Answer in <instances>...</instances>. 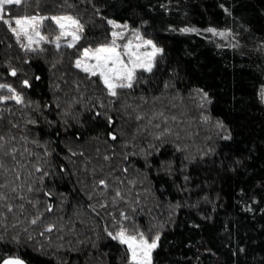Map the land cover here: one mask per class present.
Returning a JSON list of instances; mask_svg holds the SVG:
<instances>
[{"label":"trees","instance_id":"trees-1","mask_svg":"<svg viewBox=\"0 0 264 264\" xmlns=\"http://www.w3.org/2000/svg\"><path fill=\"white\" fill-rule=\"evenodd\" d=\"M37 12L70 14L84 32L74 48L25 52L0 21V83L27 105L0 104L5 151L17 149L2 157L13 211L0 208V258L125 264L107 233L127 227L160 235L153 264H264V0H39L5 19ZM109 20L163 49L116 97L74 66L110 43ZM41 34L57 33L45 21Z\"/></svg>","mask_w":264,"mask_h":264},{"label":"snow or ice","instance_id":"snow-or-ice-1","mask_svg":"<svg viewBox=\"0 0 264 264\" xmlns=\"http://www.w3.org/2000/svg\"><path fill=\"white\" fill-rule=\"evenodd\" d=\"M39 4V0H0V21H3L8 29L13 34L16 43L19 44L20 48L25 52H39L44 51L43 47H40L41 43L52 44L55 50H59L62 46L67 48H74L76 44L81 40L82 34L84 32V25L80 20L72 15H40L38 12L34 15H23L14 20L5 19V9L6 6L16 5L23 6L27 8L31 4ZM45 21H49L51 25L54 26V31L57 33L54 39L49 40L48 36L41 34V28ZM13 23L15 26H13ZM108 24L112 25L113 29L123 28L128 29V25H120L115 21L109 20ZM183 33L195 32L197 35L200 34V30L195 28H183L180 30ZM206 32L211 33L213 36H219L221 38L227 39L230 32L218 31L215 28H207ZM125 32H111L110 43L97 47L95 49L91 47L83 48L80 59L75 61V67L80 69L84 73L88 74L86 78L90 79L94 76H99L100 82L103 87L107 90V94L113 97L118 95L117 89H131L137 80V70H142L143 72H152L155 66V58L158 54L163 53V49L157 47L152 40L144 39L138 30H133V36L139 43L133 45L132 40L129 39L123 45V51H121V45L117 43V39H123ZM71 37V39L62 45V39ZM35 45V47H34ZM151 47L150 52H141L142 47ZM135 49V50H134ZM94 60L95 63H89L88 61ZM12 76H16V71L13 69L11 71ZM142 78V77H141ZM39 79V77H37ZM95 82V81H94ZM23 87H29L28 80L22 81ZM0 104H5L7 101H14L17 105H25L24 97L16 92V89L12 88L9 84L0 83ZM202 91V90H201ZM5 92L7 94H5ZM207 98V94H203ZM260 99L264 100V88L260 89ZM11 111V109H0V120H3V112ZM99 115V113H97ZM205 119H208L205 117ZM111 122V118L109 117ZM11 127H19V125L11 124ZM28 123H35V121H28ZM218 127H223L222 124L218 123ZM113 140L116 137L113 135L111 137ZM228 139L229 137H224ZM15 139V137H12ZM4 135L0 133V170L5 169V164L3 162V156H11L15 160V153L17 149L13 148L11 151H5L4 147ZM27 151V150H25ZM82 154V153H81ZM107 159V157H105ZM19 163V162H17ZM37 171L41 169L37 168ZM127 171V169H125ZM19 178V177H17ZM100 184L107 188V183L104 180L100 181ZM6 187L5 184H0V188ZM13 191H16L13 188ZM28 191H32L29 187ZM50 195V193L46 194ZM117 196L120 195L119 192L116 193ZM21 200L24 197H19ZM7 196L0 194V208L7 207L9 212L13 211L11 204H4ZM31 203V201H29ZM106 205H101L105 207ZM20 210L23 211V204L20 206ZM47 211H52V206H47ZM124 220L130 219L126 214L121 213ZM32 224L37 223V219L31 220ZM55 225H49L45 231H53ZM44 235L43 232L40 233ZM107 235L113 240L118 242L122 246V251L125 257V264H153L152 253L158 247V242L160 240V235L155 234L151 240L145 235L144 232L133 230L130 231L127 227H121L115 234L113 232H108ZM3 237L0 236V240ZM0 264H25V261L16 255L4 256L0 258Z\"/></svg>","mask_w":264,"mask_h":264},{"label":"rangeland","instance_id":"rangeland-1","mask_svg":"<svg viewBox=\"0 0 264 264\" xmlns=\"http://www.w3.org/2000/svg\"><path fill=\"white\" fill-rule=\"evenodd\" d=\"M15 26V25H14ZM43 27H44V25H43ZM42 27V28H43ZM42 28H41V30H42ZM114 31H117V32H125V35H124V37H123V39H117V43L118 44H120L121 45V51H123V45L129 40V39H131L132 40V43H133V45H135V44H137V43H139V41H137L136 39H135V37L133 36V30L131 29V28H129L128 27V29L127 30H125V29H123L122 27L121 28H116ZM139 31V30H138ZM139 33H140V31H139ZM140 35H141V33H140ZM142 36V35H141ZM143 37V36H142ZM144 38V37H143ZM71 39V37H67L66 39H62V41H61V43L62 44H65V43H67L69 40ZM144 39H146V40H150V39H147V38H144ZM154 43V42H153ZM155 44V43H154ZM156 45V44H155ZM35 46V45H34ZM157 46V45H156ZM158 47V46H157ZM93 49H95V48H93ZM135 50V49H134ZM152 49H151V47L150 46H147V47H142L141 49H140V51L141 52H150ZM158 56V55H157ZM156 56V57H157ZM156 59V58H155ZM89 63H95V61L94 60H91V61H88ZM155 63V62H154ZM138 71H140V70H137V72ZM137 74V73H136ZM263 101V103H264V100H262ZM147 236V235H146ZM148 237V236H147ZM148 239H149V237H148ZM150 240V239H149ZM155 251V250H154ZM154 251H153V253H154ZM153 253H152V261H153Z\"/></svg>","mask_w":264,"mask_h":264},{"label":"water","instance_id":"water-1","mask_svg":"<svg viewBox=\"0 0 264 264\" xmlns=\"http://www.w3.org/2000/svg\"><path fill=\"white\" fill-rule=\"evenodd\" d=\"M25 264H27V263L25 262Z\"/></svg>","mask_w":264,"mask_h":264}]
</instances>
